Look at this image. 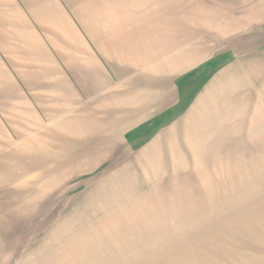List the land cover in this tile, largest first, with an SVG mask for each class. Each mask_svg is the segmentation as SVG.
I'll return each instance as SVG.
<instances>
[{"label": "rangeland", "instance_id": "obj_1", "mask_svg": "<svg viewBox=\"0 0 264 264\" xmlns=\"http://www.w3.org/2000/svg\"><path fill=\"white\" fill-rule=\"evenodd\" d=\"M0 264H264V0H0Z\"/></svg>", "mask_w": 264, "mask_h": 264}, {"label": "crops", "instance_id": "obj_2", "mask_svg": "<svg viewBox=\"0 0 264 264\" xmlns=\"http://www.w3.org/2000/svg\"><path fill=\"white\" fill-rule=\"evenodd\" d=\"M133 34H134L133 37L138 36V34L135 31H133ZM133 34H131V37ZM141 44H140V41L136 40L133 42L132 45H130L131 48L128 47L126 54L125 53L121 54L120 57H122V60H125V61H123L124 62L123 65L133 66V67L140 66L142 68L149 67L147 69V72L153 73V75H155V74L158 75L159 73H161L160 68H161V63H162V60H160V58H161L160 52L162 50V49L160 50V45L157 44V51H158L157 52V51H155V48H152V47H154V45H152L150 47V46H148L147 42H144ZM112 47L113 46H110L109 49L106 48L107 54H110V56H116L115 55L116 53H114V50L112 49ZM104 48L105 47H103V49ZM122 48H123V46H121V49ZM116 50H117V48H116ZM122 51H123V49H122ZM172 60H173L172 57L171 58L169 57L166 59V63H164V64L166 65L167 69H176V66L182 67L188 63L187 57L180 58V60H177V59L174 61H172ZM179 63H182V64H179ZM144 105H147V106H144L142 108H146L149 106V104H144Z\"/></svg>", "mask_w": 264, "mask_h": 264}]
</instances>
